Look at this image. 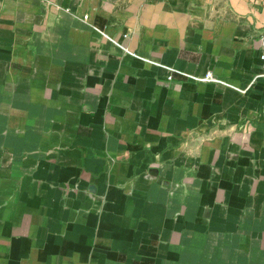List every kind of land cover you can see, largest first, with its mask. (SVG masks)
I'll use <instances>...</instances> for the list:
<instances>
[{
    "label": "crops",
    "instance_id": "1",
    "mask_svg": "<svg viewBox=\"0 0 264 264\" xmlns=\"http://www.w3.org/2000/svg\"><path fill=\"white\" fill-rule=\"evenodd\" d=\"M263 30L264 0H0V264H264Z\"/></svg>",
    "mask_w": 264,
    "mask_h": 264
},
{
    "label": "built area",
    "instance_id": "2",
    "mask_svg": "<svg viewBox=\"0 0 264 264\" xmlns=\"http://www.w3.org/2000/svg\"><path fill=\"white\" fill-rule=\"evenodd\" d=\"M85 17H88V14H86ZM261 38L263 40V47L261 49V52H260V55L259 56H260V59L262 61V66H261L262 69H261V71H259V72H257V73L254 74V76H253V78L251 80L250 85L253 84L255 81H257V79L264 78V30L261 33ZM190 76L193 77V78H195V79H197V80H200V81H214V82H219V83H223V84L230 85V86H236V85H233L229 81H226L224 79H221L212 70H209V71L205 72L202 75L192 74ZM237 88L238 89H241L242 91L246 90V89H242L240 87H237Z\"/></svg>",
    "mask_w": 264,
    "mask_h": 264
}]
</instances>
